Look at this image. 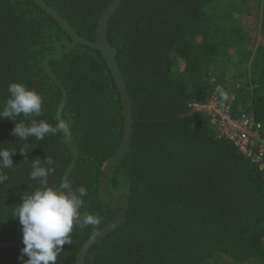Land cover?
Instances as JSON below:
<instances>
[{"label": "trees", "instance_id": "trees-1", "mask_svg": "<svg viewBox=\"0 0 264 264\" xmlns=\"http://www.w3.org/2000/svg\"><path fill=\"white\" fill-rule=\"evenodd\" d=\"M45 1L91 41L112 2ZM244 14L255 18L246 22ZM107 35L134 112L129 147L110 176L129 208L90 246L85 264H264V169L190 107L220 86L233 116L250 112L264 125V0H123ZM72 43L37 0H0V108L12 82L43 98L39 117L0 120V149L16 150L0 184V242L16 241L14 211L39 187L33 161L54 160L48 180L57 187L76 159L67 134L21 140L12 135L16 122L70 123L78 157L66 181L88 190L81 214L99 216L97 225L74 226L56 264H76L84 242L120 210L100 186L124 132L120 92L101 52ZM20 235L17 245L0 247V264H22L21 226Z\"/></svg>", "mask_w": 264, "mask_h": 264}, {"label": "clouds", "instance_id": "clouds-1", "mask_svg": "<svg viewBox=\"0 0 264 264\" xmlns=\"http://www.w3.org/2000/svg\"><path fill=\"white\" fill-rule=\"evenodd\" d=\"M9 98L0 108V120L24 117H39L42 114L43 98L35 90L22 83L12 82L8 85ZM70 123L62 117L53 126L44 120L33 119L30 125L15 124L12 135L28 140L34 137L43 140L49 134H67ZM16 150L0 149V184L8 180L4 169L13 168L12 156ZM21 153L26 152L21 149ZM27 159V157H25ZM47 166H42L39 160L32 163L30 178L39 182V187L31 194L22 196V203L14 211V218L21 224L22 243L19 257L22 264H56L57 257L65 244H71L70 234L74 226L81 229L89 225H97L98 215L81 214L85 205L84 197L88 190L84 186L74 188L67 181L60 182L57 187L49 186V175L54 171V160L44 159ZM24 256L28 259L25 260Z\"/></svg>", "mask_w": 264, "mask_h": 264}, {"label": "water", "instance_id": "water-1", "mask_svg": "<svg viewBox=\"0 0 264 264\" xmlns=\"http://www.w3.org/2000/svg\"><path fill=\"white\" fill-rule=\"evenodd\" d=\"M37 1L47 12L51 13V15H53V17L71 34L72 39H73L72 45L82 43V44L89 45L93 48H96L101 52V54L107 61L112 71L113 77L116 81V84L120 92V96H121L122 104L124 108L125 126H124L122 140H121L120 146L116 154L104 164L103 169H102V174H101V181H100L101 190L105 198L111 203L120 206V210L115 215V217L103 229L99 230L94 235H92L82 245L81 249L78 252L76 264H85L86 252L90 248V246H92L94 243H96L100 239L104 238L117 225L122 223L127 215V210L129 208V201L125 197H117L112 192L111 187H110L111 173L114 170V168L117 166L120 159L122 158V156L124 155V153L129 147L132 130H133V124H134V112H133L132 103L130 101V93L127 88L122 70L116 58V54L114 52L112 45L109 42L108 35H107V29H108L110 19L114 11L118 8V6L123 0H112V2L107 6V8L104 10L102 15L100 16V19L98 21V28H97V41H91V40L84 38L77 30L74 29V27L57 10H55L50 5H48L45 0H37ZM52 75L56 79L53 73ZM61 88L63 90L64 99L59 109V115H60L62 108L64 107L66 103V96H67L65 88L63 86H61ZM66 144L75 153L76 159H77L78 149L76 147H72L70 143V132L67 133ZM76 159L72 163L71 167L66 171L62 182L67 180L70 171L73 169L75 165ZM20 226L21 224L19 222L16 228V241L0 242V247L14 246L20 242L21 240Z\"/></svg>", "mask_w": 264, "mask_h": 264}, {"label": "built area", "instance_id": "built-area-1", "mask_svg": "<svg viewBox=\"0 0 264 264\" xmlns=\"http://www.w3.org/2000/svg\"><path fill=\"white\" fill-rule=\"evenodd\" d=\"M222 91L218 86L207 102H193L191 110L207 115L221 135L230 139L239 150L251 156L264 169V125L250 112L233 116L232 104L220 97Z\"/></svg>", "mask_w": 264, "mask_h": 264}, {"label": "rangeland", "instance_id": "rangeland-1", "mask_svg": "<svg viewBox=\"0 0 264 264\" xmlns=\"http://www.w3.org/2000/svg\"><path fill=\"white\" fill-rule=\"evenodd\" d=\"M256 16H259L260 17V14L256 15ZM255 18V15H248V14H244V18L243 20L246 21V22H250L252 19ZM231 69V68H230ZM233 71V69H231ZM229 79V81L233 82L235 79H234V72H228V76H227Z\"/></svg>", "mask_w": 264, "mask_h": 264}]
</instances>
